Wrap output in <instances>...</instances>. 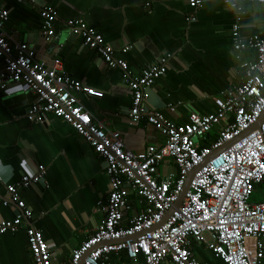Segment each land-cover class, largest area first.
Wrapping results in <instances>:
<instances>
[{"label":"built area","instance_id":"built-area-1","mask_svg":"<svg viewBox=\"0 0 264 264\" xmlns=\"http://www.w3.org/2000/svg\"><path fill=\"white\" fill-rule=\"evenodd\" d=\"M203 2L187 0V5L196 12ZM222 2L237 17L246 15L245 4H255L264 12V0ZM39 17L40 34L44 42L50 43L57 34L56 13L43 8ZM8 20V12L0 11V54L4 57L0 91L6 92L10 85L30 91L35 102L26 111L28 118L40 124L49 115L61 119L106 165L109 192L101 206L104 220L71 253L68 264H102L122 254L132 264H162L166 260L171 264H202L192 256V243L203 245L223 264L262 263L264 202L253 203L250 199L254 189L264 184V120L252 130L264 112V36L243 38L238 27L233 28V55L240 82L214 98L213 113H190L183 125L170 123L161 112L149 111L146 106V90L165 76L171 55H164L156 65L129 77L130 122L136 125L145 120L163 137L158 149L135 154L125 147L119 133L108 131L94 120L79 100L80 94L99 99L103 94L64 73L59 62L49 67L36 60L27 44L7 36L4 29ZM187 21H195L194 14ZM64 26L107 68L128 71L127 62L115 56L98 30L79 19L67 20ZM129 49L124 46L120 53L126 54ZM175 109L169 107L171 113ZM166 164L174 170L162 175ZM198 167L183 202L167 215L183 191L188 174ZM45 175L46 169L40 165L33 174L6 184L8 203L14 204L17 212L12 220L0 222V236L24 228L33 264H54L55 245L28 225L32 212L19 192L31 185L47 188ZM128 213L133 215L128 218Z\"/></svg>","mask_w":264,"mask_h":264},{"label":"crops","instance_id":"crops-1","mask_svg":"<svg viewBox=\"0 0 264 264\" xmlns=\"http://www.w3.org/2000/svg\"><path fill=\"white\" fill-rule=\"evenodd\" d=\"M43 8L56 13L57 34L50 43L40 34L39 11ZM244 8L246 15L237 17L222 0H204L196 12L188 8L187 0H36L35 4L0 0V11L9 15L4 29L7 36L27 44L39 62L49 67L59 62L64 73L101 92L100 99L80 94L79 100L94 120L119 133L125 147L135 154L158 149L163 137L145 120L136 125L130 122L129 77L169 54L165 76L146 93L147 109L161 112L174 125L186 124L190 113H213L214 98L241 80L233 55V28L237 26L243 38L264 36L262 9L255 4ZM190 14L195 21H187ZM70 19L83 20L98 30L115 56L127 62L128 71L107 68L80 39L72 38L64 26ZM124 46L130 49L121 54ZM3 68L0 54V72ZM34 102L35 96L19 85L0 91V222L12 220L17 212L8 203L6 184L44 166L47 188L31 185L20 190L19 196L32 212L28 225L55 245L53 263L68 264L71 253L104 220L101 206L109 192L106 165L61 119L49 115L48 122L40 124L28 118L26 111ZM170 106H176L174 113ZM163 170L173 172L174 168L166 164ZM190 250L202 264H223L201 244L192 243ZM101 263L132 264L123 254ZM0 264H33L24 228L0 236Z\"/></svg>","mask_w":264,"mask_h":264},{"label":"water","instance_id":"water-1","mask_svg":"<svg viewBox=\"0 0 264 264\" xmlns=\"http://www.w3.org/2000/svg\"><path fill=\"white\" fill-rule=\"evenodd\" d=\"M72 38H75V37L72 36ZM147 91H148V89L146 90V93H147ZM263 120H264V112L262 113L261 117L259 118V120H258L257 123L255 124V126L252 128V130L258 129V128L260 127L261 123L263 122ZM43 121H45V122L47 121V122H48V116H45ZM244 135H245V134H244ZM227 147H229V145L224 146L223 148H221V149H220L218 152H216V153L214 152V153L211 155V157H213V156L216 155L217 153L223 151V150L226 149ZM200 167H201V166H200ZM200 167L194 169L192 172H190V173L188 174L187 179H186V182H185V186H184V188H183V191L181 192V194L179 195V197H178L176 203L174 204L173 208L167 213V215H170V214H171L176 208H178V207L181 205V203H182L183 200H184L185 194H186V192H187V190H188V188H189L190 182H191V180L193 179L195 173L198 171V169H199ZM85 257H86V255H85ZM85 257H84V258H85ZM84 258H83V259H84Z\"/></svg>","mask_w":264,"mask_h":264},{"label":"rangeland","instance_id":"rangeland-1","mask_svg":"<svg viewBox=\"0 0 264 264\" xmlns=\"http://www.w3.org/2000/svg\"><path fill=\"white\" fill-rule=\"evenodd\" d=\"M165 172L162 168V175H164ZM263 194H264V187H257L256 188V191L253 193V195L251 196V199L250 201L253 202V203H257V202H263L262 200L264 199L263 198Z\"/></svg>","mask_w":264,"mask_h":264},{"label":"trees","instance_id":"trees-1","mask_svg":"<svg viewBox=\"0 0 264 264\" xmlns=\"http://www.w3.org/2000/svg\"><path fill=\"white\" fill-rule=\"evenodd\" d=\"M213 139H214V138H213ZM263 185H264V184H263ZM263 185H262V186H263ZM255 189H256V188H255ZM255 189H254L253 193L255 192ZM252 195H253V194H252Z\"/></svg>","mask_w":264,"mask_h":264},{"label":"snow or ice","instance_id":"snow-or-ice-1","mask_svg":"<svg viewBox=\"0 0 264 264\" xmlns=\"http://www.w3.org/2000/svg\"><path fill=\"white\" fill-rule=\"evenodd\" d=\"M85 119H87V117H85Z\"/></svg>","mask_w":264,"mask_h":264}]
</instances>
